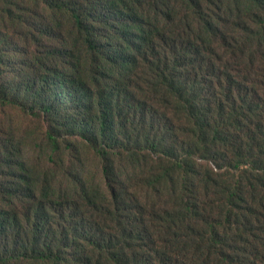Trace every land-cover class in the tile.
<instances>
[{"label":"trees","instance_id":"16d2710c","mask_svg":"<svg viewBox=\"0 0 264 264\" xmlns=\"http://www.w3.org/2000/svg\"><path fill=\"white\" fill-rule=\"evenodd\" d=\"M0 264H264V0H0Z\"/></svg>","mask_w":264,"mask_h":264}]
</instances>
